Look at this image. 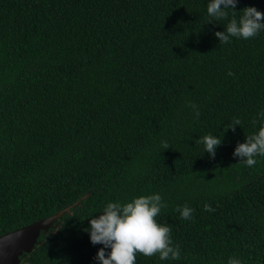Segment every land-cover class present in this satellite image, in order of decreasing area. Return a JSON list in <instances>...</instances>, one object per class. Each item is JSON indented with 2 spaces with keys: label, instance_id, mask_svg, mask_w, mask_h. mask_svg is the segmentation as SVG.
<instances>
[{
  "label": "trees",
  "instance_id": "1",
  "mask_svg": "<svg viewBox=\"0 0 264 264\" xmlns=\"http://www.w3.org/2000/svg\"><path fill=\"white\" fill-rule=\"evenodd\" d=\"M209 2L0 0V236L79 199L18 264H98L90 219L153 194L180 259L136 264H262L264 157L247 167L233 152L264 124V30L214 33L264 0L227 20ZM209 134L214 158L197 142Z\"/></svg>",
  "mask_w": 264,
  "mask_h": 264
},
{
  "label": "clouds",
  "instance_id": "2",
  "mask_svg": "<svg viewBox=\"0 0 264 264\" xmlns=\"http://www.w3.org/2000/svg\"><path fill=\"white\" fill-rule=\"evenodd\" d=\"M238 0H210L207 5V13L214 20H227L228 9L237 7ZM239 20L233 18L227 23L223 32H215L220 44L230 43V38L251 39L264 30V12L255 7H245L241 10ZM208 23H212L209 20ZM229 75L233 73L229 72ZM195 110L196 117L200 113L196 105H190ZM264 117V111L260 113ZM256 120H253V124ZM241 120L234 118L231 125L225 131H235ZM198 143H202L210 157L216 155V148L221 144V138L214 135H205ZM162 147L168 149L164 142ZM234 157H238L247 167H255L256 157H264V124L258 131L246 137L245 142L238 143ZM167 205L162 202L159 194L140 196L130 202H109L103 209L102 214L90 219V227L86 229L93 245H102L96 254L98 264H136L137 254L145 257L159 256L160 260L180 259V249L173 246L171 228L157 223L156 217L161 209ZM180 211L181 218L191 220L194 209L185 205ZM204 210L213 212L211 205L205 204ZM106 249L110 250L106 252ZM228 264H241L236 258H229Z\"/></svg>",
  "mask_w": 264,
  "mask_h": 264
},
{
  "label": "water",
  "instance_id": "3",
  "mask_svg": "<svg viewBox=\"0 0 264 264\" xmlns=\"http://www.w3.org/2000/svg\"><path fill=\"white\" fill-rule=\"evenodd\" d=\"M78 202L79 199L52 215L1 235L0 264H18L20 256L26 252H30L34 248L41 231L47 233L53 223L65 212L69 213L71 207ZM262 264H264V259Z\"/></svg>",
  "mask_w": 264,
  "mask_h": 264
}]
</instances>
